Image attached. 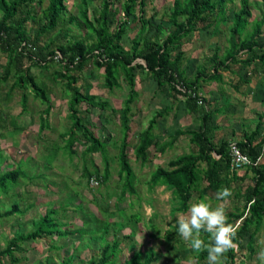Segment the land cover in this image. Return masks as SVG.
<instances>
[{"label":"trees","instance_id":"1","mask_svg":"<svg viewBox=\"0 0 264 264\" xmlns=\"http://www.w3.org/2000/svg\"><path fill=\"white\" fill-rule=\"evenodd\" d=\"M44 1L47 5L43 7ZM92 0H82L76 25L79 29L87 31L90 43L76 37L68 39L69 29L66 18L65 0H0V55L5 58L0 65V92L2 86L9 80H13L8 89L18 94L22 112L26 110L29 90L42 101L46 108L43 116L49 115L50 102L47 92L40 83L30 74V68L26 62L47 69L50 64L58 63L60 69L53 73L55 81L62 82L67 89L70 99L68 101L69 129L63 133V146L55 148L48 157H57L59 150L62 154L72 159L76 152V145H82V156L93 154L100 155L103 162V170L100 173L93 165L89 171L83 167L81 177L90 186V179L97 180L98 185L107 184L111 177L110 159L107 148L110 140L102 139L97 135L98 130L90 117V109H108L106 101L100 100L89 93V88L84 92L76 86L78 77L84 68L91 64L102 72L104 86L108 91L119 88L120 76L124 78L128 94L122 109H111L114 115L119 114L121 138L117 144L115 159L118 163L117 176L120 194L116 196L115 211L124 213L120 205L124 202L125 195L135 196L136 176L130 165L128 148L130 146L131 129L129 122L132 119L131 106L138 97L135 90V70H140L153 80L158 89L168 88L169 97L177 102L183 101L186 112L190 115L199 114L200 124L198 130H176L174 134L164 141H157L158 135L154 132L157 118H165L171 112V107L164 108L156 113L149 121L147 127L138 135V142L134 148L135 160L141 166L151 160L149 150L153 149L162 155L169 147H172L181 137H187L189 153L179 156L167 162L166 167H156L147 182L149 190L164 186L171 195L173 207L171 213L186 212L192 198L199 200L209 193L216 194L221 187H228L234 193L233 198L241 202V209L236 206L235 212H228V221L237 224V234L234 240L238 251L246 250L247 258L251 260L256 254L254 245L258 231L264 224V165L261 163L250 165L242 170L241 175L230 169L229 145L235 143L253 163L261 161L264 152V115L258 114V122L254 128L244 126L241 129V138L237 141L220 139L215 140V132L221 128L215 122V115L224 113L227 106L221 105L215 110L208 109V101L202 94V85L207 83L221 84L223 72L232 71L234 66L239 67H263L264 68V0H260L261 12L252 20V4L249 0H238V7L232 12L228 29L227 46L223 53L218 55L219 49L215 48L214 54L208 58L205 65L199 68L193 77L188 79L183 68L184 42L195 32L216 29L221 23L228 21L230 6L235 0H172V9L167 17V26L161 23L153 25L151 18L146 17L145 7L148 0H99L101 9L94 22L89 20V7ZM151 1V0H149ZM120 8L115 9L114 4L121 3ZM138 9L137 20L140 24L137 35L132 39L129 50L122 46L125 34L124 22L119 21L118 16L123 13L125 17L134 14ZM74 21V20H73ZM32 22L33 29L29 31L27 24ZM114 26L111 30V27ZM60 28L61 32L57 30ZM166 29V36L162 39V33ZM57 31V32H56ZM149 32H153L150 35ZM244 58H241L242 56ZM246 56V58H245ZM141 60L143 64L135 63ZM248 77L239 78L240 83L249 84ZM237 90L238 88L235 87ZM17 91V92H16ZM84 104L85 111L78 108ZM105 115V121L110 119ZM48 125L47 119L41 118L40 131ZM99 131V130H98ZM216 156L218 158H216ZM47 157V158H48ZM46 158V160H47ZM50 164V163H49ZM92 164V163H91ZM251 174V184L235 190V183L244 182ZM24 172L19 167L11 171L0 173V192L6 193L9 186L16 185ZM131 208V204L128 205ZM61 207L50 208L33 223V230L28 233H17L0 250V264L8 258L11 264L20 260L14 254L24 251L23 246L33 244L36 241L48 239L54 235L63 238L68 235L85 232L80 230L61 232L58 224V215ZM15 215H23L18 209V204L0 214V218H9ZM121 216V215H120ZM129 220H139L138 215L131 213ZM111 226L115 222H109ZM122 230L129 225L128 220L118 222ZM117 223V224H118ZM110 224H104L105 231ZM154 237L158 230L150 223ZM119 230V231H120ZM118 231V232H119ZM177 223L169 227L164 238L172 243L170 249L178 255L186 249L181 237L177 235ZM157 235V236H158ZM112 241L103 243L100 255L89 261V264H116L122 240L130 244L132 238L123 236L119 238L117 233L112 234ZM207 242L209 235L202 233ZM107 239V238H106ZM246 241L243 245V241ZM195 260L194 264L207 261V253H195L191 250ZM235 249L226 253L224 264H234L237 260ZM155 255L152 251L142 255L133 253L125 264H153ZM67 258L61 264H70Z\"/></svg>","mask_w":264,"mask_h":264},{"label":"rangeland","instance_id":"2","mask_svg":"<svg viewBox=\"0 0 264 264\" xmlns=\"http://www.w3.org/2000/svg\"><path fill=\"white\" fill-rule=\"evenodd\" d=\"M81 1L65 0L67 9L65 19L72 21L67 23L66 30L69 29L68 39L76 37L90 43L87 31L79 29L76 25ZM249 1L252 4L253 20L261 12V3L260 0ZM172 2V0H148L145 7L146 17L154 16L151 20L153 25L161 23L168 27L167 17L172 9ZM101 4L102 2L99 0L91 1L89 20L94 24ZM121 4L122 2L114 4L115 9L120 8ZM46 5L47 2L44 1L43 7ZM236 7H238V0H235L234 4L230 6L228 21L221 23L216 29L195 32L184 42L182 65L188 79H193L197 70L203 67L208 58L214 54L215 48L219 49L218 55L223 53L227 46L232 12ZM138 16L137 8L134 10V14L129 17H125L123 13L118 16L119 21L124 22L125 34L122 46L125 50L130 49L132 39L139 31ZM33 26L34 24L29 22L27 29L31 31ZM165 30L162 33V39L166 36ZM57 31L61 32L60 28ZM149 33L153 35V32ZM240 57L244 58L243 55ZM4 62L5 58L0 55V65H3ZM135 63L143 64L141 60H136ZM26 66L30 68V74L47 92L50 109L49 115L43 116L46 105L29 90L26 110L22 112L18 94L12 92L9 95L10 92H8L13 80H9L2 86L0 92V173L19 167L26 178L21 177L16 185L9 186L8 192H0V214L10 209L14 203L18 204V209L23 213V215L0 218V250L6 247L8 241L15 234L31 232L34 229V221L47 210L61 207L62 212H59L58 215L59 230L61 232L64 230L78 231L82 228L85 234L83 236L68 235L63 238L54 235L48 239L25 245L23 252L14 254L15 258L20 260L16 264H61L67 258L71 259L70 264H89L90 260L100 255L105 240L112 241L113 233H117L121 239L123 236L132 238L130 244L125 239L122 240L116 264H125V261H128L133 253L140 252L144 256L149 251L155 255L153 264H185L189 257L193 259L194 264L195 260L188 242L182 239L186 249L175 255L170 249L172 243L164 238L166 231L176 224L180 214L171 213L174 204L170 192L160 188H156L152 192L147 186L156 167H166L168 161L189 153L188 139L180 138L175 142L173 148L169 147L162 155L150 149L151 160L144 166L135 160L134 148L138 142L139 133L147 127L148 121L164 108L171 107V112L165 118L156 120L154 132L159 136L157 139L159 143L167 141L176 130H198L199 114H188L183 101L175 102L169 97L167 87L158 89L156 83L148 75L140 70H135V90L138 97L131 106L130 117L132 119L129 122L131 137L127 151L130 165L136 176L137 194L135 196L125 195L124 202L118 205L124 212L120 213L115 211L114 205L116 196L120 194L119 187H117L118 163L115 159L114 144H117L121 138V127L119 114L113 115L111 109L120 110L124 105L128 94L124 78L122 75L120 76L119 88L108 91L104 86L102 72L93 65H87L77 75L76 86L82 92L89 88L91 95L106 101L108 105V109L105 111L96 108H89V111L92 122L99 130H95L97 135L102 139L110 140L107 155L110 159L111 177L105 185L100 183L98 186H89L87 181L81 177L82 169L87 166V169L92 171L93 165L101 173L103 162L100 155L93 154L83 157L84 147L76 145L77 154L72 159L64 156L62 150H59L57 157H48L55 148L63 146L62 135L70 127L68 119L70 95L62 82L55 81L53 75L60 69L59 64H50L47 69L29 62H26ZM222 74L223 82L221 84H203L201 94L207 99L210 110H215L226 104L227 110L215 115V122L217 125L224 126V129L222 128L219 133L221 138L237 141L241 138L242 127L254 128L258 122L257 115H264V68L234 66L232 71ZM242 77L251 78L250 83H240L238 79ZM235 87L238 89L236 90ZM78 109L83 113L87 106L82 104ZM106 114L110 119L109 122L105 121ZM41 118L47 119L48 122L42 131L39 129ZM260 163L264 165V157ZM243 171H237L236 174L241 175ZM251 176L249 174V177L242 183H235V190H238V187L244 190L246 185H250L252 183ZM233 196L234 193L229 198L228 212H235L236 206L240 209L242 207L241 202H238ZM211 200L216 202L215 198ZM195 201L196 199L192 198L191 203ZM130 204L131 208L128 206ZM132 212L138 215L139 220H129V215ZM126 220L129 225L120 230L118 222ZM109 222L115 223L111 226ZM150 223L158 230V236H153L155 232L149 228ZM104 224H110V226L108 225L109 230L105 231ZM235 226L237 227V224ZM245 243L244 240L243 245ZM254 248L256 254L249 260L246 250L238 251L235 247L238 256L234 264H264L259 259V253L264 251V224L257 233ZM4 264H11V262L5 258ZM201 264H206V262Z\"/></svg>","mask_w":264,"mask_h":264},{"label":"clouds","instance_id":"3","mask_svg":"<svg viewBox=\"0 0 264 264\" xmlns=\"http://www.w3.org/2000/svg\"><path fill=\"white\" fill-rule=\"evenodd\" d=\"M231 196V189L221 187L215 194V203L204 196L177 217V235L188 242L193 252H206V264H224L226 253L236 247L237 228L228 221L227 205ZM202 233L209 235L207 242ZM259 259L264 262V251L259 253ZM185 264H193V259L189 257Z\"/></svg>","mask_w":264,"mask_h":264},{"label":"built area","instance_id":"4","mask_svg":"<svg viewBox=\"0 0 264 264\" xmlns=\"http://www.w3.org/2000/svg\"><path fill=\"white\" fill-rule=\"evenodd\" d=\"M229 159H230V169L235 171H240L250 165L260 163H253L252 160L244 154L235 143H230L229 145ZM91 186H98V182L96 179H90Z\"/></svg>","mask_w":264,"mask_h":264},{"label":"crops","instance_id":"5","mask_svg":"<svg viewBox=\"0 0 264 264\" xmlns=\"http://www.w3.org/2000/svg\"><path fill=\"white\" fill-rule=\"evenodd\" d=\"M221 125V124H220ZM224 126L223 125H221V128L220 129H218L216 132H215V140L216 141H218V140H220V139H225V138H221L220 137V135H219V133H220V130H222V128H223ZM224 129V128H223ZM180 130H182V129H180ZM241 135V134H240ZM172 136V135H171ZM171 136H169V137H171ZM182 138V137H181ZM185 138H187V137H185ZM179 140V139H178ZM189 144V143H188ZM174 146V145H173ZM173 146H172V148H173ZM168 150V149H167ZM264 157V152H263V154H262V156H261V159ZM216 158H218L217 156H216ZM243 173H244V171H243ZM242 173V174H243ZM156 188H160V189H165V190H167L164 186H161V187H156ZM156 188H154V189H156ZM151 190L152 192H154L155 190ZM168 191V190H167ZM169 192V191H168ZM207 197H209V199H214L215 198V195L214 194H211V193H209L208 195H207ZM197 201V200H196ZM115 202H116V198H115ZM114 205H115V208H116V203H114Z\"/></svg>","mask_w":264,"mask_h":264}]
</instances>
